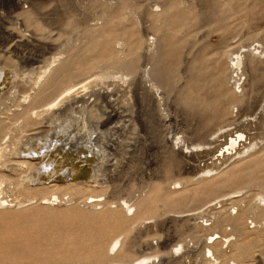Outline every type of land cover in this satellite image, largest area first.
Segmentation results:
<instances>
[{
  "label": "rangeland",
  "instance_id": "374dc122",
  "mask_svg": "<svg viewBox=\"0 0 264 264\" xmlns=\"http://www.w3.org/2000/svg\"><path fill=\"white\" fill-rule=\"evenodd\" d=\"M0 48V264H264V0H0ZM53 55L87 72L76 79L86 91L109 95L50 109L44 99L25 125L36 66ZM237 55L239 88L227 80ZM113 107L122 117L100 125ZM55 114L72 115V129L57 134ZM227 125L256 145L227 154L212 141ZM36 146L41 158L28 153ZM193 158L214 170L183 169ZM50 160L53 174L38 170Z\"/></svg>",
  "mask_w": 264,
  "mask_h": 264
},
{
  "label": "bare ground",
  "instance_id": "6f19581e",
  "mask_svg": "<svg viewBox=\"0 0 264 264\" xmlns=\"http://www.w3.org/2000/svg\"><path fill=\"white\" fill-rule=\"evenodd\" d=\"M17 5V4H16ZM146 30V29H145ZM148 32V31H147ZM3 34V33H2ZM12 36V35H11ZM3 40V39H2ZM68 43V42H67ZM120 45V44H119ZM259 46H254L253 48H251L250 50H249V53H251V55H255L256 56V53L257 52H254V50L256 51V49L258 48ZM43 49V48H42ZM44 49H47V47L46 48H44ZM50 49V48H49ZM148 50V49H147ZM0 51H2V52H6L5 50L3 51V49H1L0 48ZM141 51V50H140ZM4 53H1V54H4ZM6 54V53H5ZM35 54V53H34ZM43 54V53H42ZM61 54V53H60ZM36 55H38V54H36ZM140 55V54H139ZM262 55V54H261ZM39 56V55H38ZM60 56V55H59ZM149 56H150V54H149ZM252 56V57H253ZM114 57V56H113ZM262 57V56H261ZM72 58V57H71ZM115 58V57H114ZM155 58V57H154ZM232 58V57H231ZM249 58V57H248ZM21 59V58H20ZM60 57H58V56H56V55H53L52 57H50L49 59H47V61L45 62V63H43V61H42V63L44 64V65H37L36 67L38 68V76H37V80H36V83H35V85H34V87L32 86V90H33V97H32V100H31V102H30V105H29V107L27 108V109H25L23 112H21L20 114L22 115V118H23V115H25V118H26V123H25V125H29L32 121H31V118H30V116L31 115H33L32 113H31V111L33 110V105H36V104H38V103H40L41 101H44V99L46 100V99H49V101L48 102H44V105L45 106H47V108H44V109H50V108H53L54 106H56L58 103H63V102H68V100H70L69 101V103H71V104H75V103H78V102H80V101H82L83 99H86L87 98V96L90 94H94L95 96H97V97H103V98H107L108 97V93L110 92L109 90H107V89H105V90H103V91H99V92H97V93H93V90H91L92 92H88V91H86L87 90V88H86V86H87V84H89V83H85V82H82V83H80L79 81H76V79H78L79 77L81 78V77H84V76H86L87 75V72H85V71H83V70H81V71H79L78 69H79V67H77V65L75 64V63H67L66 62V60H62V59H60ZM119 59V58H118ZM139 59V58H138ZM144 59H146V58H144ZM256 59V58H255ZM258 59H261V58H259V56H258V58H257V60ZM114 60V59H113ZM134 60H136V59H134ZM133 60V61H134ZM232 60V71H231V74H230V76L227 78V80H228V83H230L231 84V86L233 87H235V88H239V81L241 80V74H240V72H239V70H240V66H241V64H242V57L240 56V55H237V56H235L234 58H232L231 59ZM248 60V59H247ZM252 61H253V59H251ZM261 60H263V59H261ZM71 61V60H70ZM98 61V60H97ZM115 61V60H114ZM249 61V60H248ZM3 62V61H2ZM19 62H22V63H24V64H26V65H34V64H38L39 62H41V61H39L36 57H25L24 56V58H22L21 59V61H19ZM106 62V61H105ZM136 62V61H135ZM4 63V62H3ZM22 63H20V64H22ZM131 63V62H130ZM143 63V62H142ZM252 63V62H251ZM72 64H75V66L73 67L72 66ZM125 64V63H124ZM5 65V64H4ZM111 65H114L113 66V68L114 69H118V70H121V69H127L128 70V72H131V73H135L136 71H137V68H138V64H131L130 66H125V65H122L121 63H118V62H116V63H114V64H111ZM127 65V64H126ZM7 66V65H6ZM99 66V65H98ZM34 67V66H33ZM32 67V68H33ZM35 67V68H36ZM85 67V66H84ZM112 67V66H111ZM110 67V68H111ZM255 67H256V63H254L253 62V64H251V71L252 70H254L255 69ZM24 68V67H23ZM34 68V69H35ZM242 68V67H241ZM3 67L1 66V61H0V77H1V75H2V71H3ZM84 69V68H83ZM154 69V68H153ZM109 70V69H108ZM104 71V72H101L98 76H97V78L98 79H100V80H103L104 78H107V77H112L113 75V73H112V71ZM152 70V69H151ZM139 71V72H138ZM138 71H137V73H141V76H142V73H146V72H148L147 70L145 71V70H143V69H138ZM143 71V72H142ZM35 72V71H34ZM149 72H150V70H149ZM115 73V72H114ZM156 73H158V71H156ZM242 73V72H241ZM253 73V72H252ZM151 74V73H150ZM112 75V76H111ZM123 75V74H122ZM119 77V76H118ZM144 77V76H143ZM139 79V78H138ZM143 79V78H142ZM75 80V81H74ZM145 80V79H144ZM144 80H142V81H144ZM34 81V80H33ZM89 82V81H88ZM31 83V82H30ZM33 83V84H34ZM139 83V82H138ZM229 84V85H230ZM102 85V84H101ZM37 89H36V88ZM145 88V87H144ZM153 88V87H152ZM229 88H231V87H229ZM36 89V90H35ZM234 89V88H233ZM232 89V90H233ZM102 90V89H101ZM117 90V89H116ZM235 90V89H234ZM140 91V90H139ZM75 93V94H74ZM71 94H73L72 96V98L70 97V99H68L67 98V96H71ZM111 94V93H110ZM139 94V93H138ZM89 95V96H90ZM32 96V95H31ZM91 96H93V95H91ZM25 97H30V95H27V96H25ZM94 97V96H93ZM65 99V100H64ZM68 99V100H67ZM15 100V99H14ZM111 100V99H110ZM262 100H264V99H262ZM86 101H87V99H86ZM85 101V102H86ZM115 101V100H114ZM84 102V103H85ZM256 102V101H255ZM68 104V103H67ZM80 104V103H79ZM78 104V105H79ZM31 105H32V108H30L31 107ZM77 105V106H78ZM74 106V105H73ZM72 106V107H73ZM112 107V106H111ZM63 108V107H62ZM66 108V107H65ZM58 109V108H57ZM103 109V108H102ZM120 109V108H119ZM36 110H38V109H36ZM33 112V111H32ZM34 112H35V109H34ZM54 112V111H53ZM37 113V112H36ZM35 113V114H36ZM48 113V112H47ZM122 112H120L119 110H117L116 108H112V110H109L108 112H107V117H106V120L104 121V122H102V124H100V125H106V124H108V123H110V122H112L113 120H115L116 118H118V117H122V114H121ZM56 114H58V112L56 113ZM55 114V115H56ZM65 114V113H64ZM37 115V114H36ZM39 115H40V113H39ZM53 116V118H54V129L56 128L58 131H56V133L58 134L59 132H66V131H68L69 129H72V127L74 126V124H73V122H72V120H74L75 118L72 116V115H67V116H65V117H62L61 119H60V117H57V115L56 116ZM59 115V114H58ZM38 116V115H37ZM36 116V117H37ZM47 116V115H46ZM51 116V115H50ZM39 117V116H38ZM89 117V116H88ZM43 118V117H42ZM52 118V117H51ZM50 118V119H51ZM252 118H246V120H251ZM42 120H44V119H42ZM59 121L58 123H56L55 121ZM253 120V119H252ZM242 121V120H241ZM2 122V121H1ZM3 123V122H2ZM47 123V122H46ZM4 124V123H3ZM44 124V123H43ZM45 125V124H44ZM43 125V126H44ZM47 125V124H46ZM78 125V124H77ZM50 126V125H49ZM236 127H230L229 125H227V126H224V127H222V128H219L218 129V131H219V134L218 135H216L213 139L214 140H212L214 143L216 142L217 143V145L219 146L220 145V147H222L223 145H227L226 146V148H225V151H228L229 150V152L227 153V154H229V153H232V151L231 150H235L234 152L236 153V155L237 154H242V152H244V151H242V150H244V148L246 147V149L247 150H249L250 148H252V147H254V145H256V143H248L249 145H246V143H243L242 141H245V139H243V137H244V135L241 133V132H239L237 129L236 130H234ZM238 128V127H237ZM27 129V128H26ZM30 129V128H29ZM74 129H77V132H80V133H82L81 135H83V137H84V141L85 142H88V143H90V136L87 134V132L88 131H86L87 129H86V125L85 124H81V123H79V125L77 126V127H74ZM28 130V129H27ZM4 131H6V129H5V127H0V139L2 138V135L3 136H5L4 135ZM43 131H45V130H43ZM217 131V132H218ZM217 132H215V133H217ZM39 134V132H32V133H28V139H32L33 140V136L35 135V134ZM41 133V132H40ZM45 133V132H44ZM44 133H41V134H43V136H44ZM183 133V132H182ZM6 134H8L7 132H6ZM86 135H88V136H86ZM26 137V136H25ZM40 136H38V138H39ZM45 137V136H44ZM47 137V136H46ZM213 137V136H212ZM42 138V137H41ZM223 138V139H222ZM35 140H36V138H35ZM34 140V141H35ZM42 140V139H41ZM40 140V141H41ZM210 140H211V138H210ZM39 141V140H38ZM56 141V140H55ZM97 141H98V139H97ZM208 142V141H207ZM223 142V143H222ZM240 142H242V143H240ZM38 143H40V142H38ZM44 143V142H43ZM54 144H55V142H54ZM184 144V143H183ZM28 145V144H27ZM34 146V145H33ZM94 146V145H93ZM95 146H96V142H95ZM98 147H100V145H97ZM199 146V145H198ZM217 146V147H218ZM2 147V146H1ZM0 147V156L2 155V149L3 148H1ZM17 147V146H16ZM182 147V146H181ZM215 147H216V145H215ZM219 147V148H220ZM29 148V147H28ZM52 148V147H51ZM93 148V147H92ZM187 148V147H186ZM189 148V147H188ZM219 148H218V150H219ZM40 149V148H39ZM101 151H102V149H104V148H102L101 149V147L99 148ZM210 149V148H209ZM24 150H26V149H24ZM213 150V149H212ZM14 151H16V150H14ZM190 151V150H189ZM189 151H188V149H183L181 152L183 153V155L184 156H189L190 154H189ZM195 151V150H194ZM216 151V150H215ZM178 152V151H177ZM180 152V153H181ZM222 152V150H220V152L218 151V153H215V154H212V156H210V157H208V158H204L205 160H207V159H210V162L211 163H213L214 161H216L215 159H218L220 156H221V153ZM28 153L30 154V157H32V156H35V157H42V155L44 156L45 155V151L44 152H42V154L41 153H39L38 152V146H36V147H34V148H30L29 150H28ZM212 153V152H211ZM224 153V152H223ZM195 154V153H194ZM206 154V153H205ZM204 154V155H205ZM17 155V154H16ZM207 155V154H206ZM183 156V157H184ZM203 156V155H202ZM29 157V158H30ZM40 157V158H41ZM199 157H201V156H199ZM204 157V156H203ZM34 158V157H33ZM39 158V159H40ZM103 159H105V158H103ZM190 159V158H189ZM220 159V158H219ZM26 160V159H25ZM169 160V159H168ZM108 161V160H107ZM194 161H197V160H195V158H193L191 161H184V164H183V169H185V170H189V169H192V170H194V172H200V173H204V172H211V171H213L214 169H206L209 165H208V162H207V164H206V167H201L199 164H196ZM42 162V161H41ZM15 163H17V162H15ZM54 163L55 162H52L51 160L50 161H45L43 164H42V168H39L38 170L40 171V169H45V171H46V173L45 174H47V175H49V173H54L55 171H56V169L53 167L54 166ZM214 164H216V163H214ZM18 165H20V166H22L23 168H24V166H27L26 167V169L28 170L29 169V172L31 171V164L30 163H28L27 161H21L20 163H18ZM211 166H213V165H211ZM49 168H52V169H50L51 171L49 172L48 171V169ZM33 171V170H32ZM199 173V174H200ZM37 176L35 177V176H32V174L31 175H28V174H26V178H27V180H32L33 181V177H35V179H37V180H39V178H40V175H38V174H36ZM24 176V175H23ZM6 177V176H5ZM5 177L3 176V175H0V186L3 184V182H4V180H5ZM3 181V182H2ZM36 181V180H35ZM97 183V182H96ZM2 188V187H1ZM0 188V189H1ZM55 196V195H54ZM57 197V196H56ZM53 198V197H52ZM56 199V198H55ZM228 199H230V198H228ZM263 200H264V198H262ZM47 200H48V198H47ZM227 199H221V200H218V202H220V203H223L224 201H226ZM3 202H5V201H3ZM148 202V201H147ZM233 202V201H232ZM2 203V202H1ZM225 203V202H224ZM141 204V203H140ZM226 204V203H225ZM213 205H215V203L213 204ZM215 207V206H214ZM129 211V210H131V208H130V206H126V211ZM203 211V210H202ZM209 211V210H208ZM201 212V211H200ZM182 215V214H181ZM198 215V214H197ZM196 215L194 214V213H191V214H185V215H183V216H181V218H182V220H189V219H192V218H194ZM180 217V216H179ZM233 217V216H232ZM176 218L178 219V217L176 216ZM236 219V218H235ZM234 220V219H233ZM195 221V220H194ZM235 221V220H234ZM234 223V222H233ZM170 236H173V235H170ZM166 237L165 236V238L164 239H162V241H161V246L162 247H164V248H166V247H168V246H170V244L172 243V242H174L173 241V238L172 237ZM196 236V235H195ZM204 237V236H203ZM201 240V239H200ZM203 240V239H202ZM180 241V240H179ZM118 242H120L119 240H115L114 242H112V244L110 245V249L111 250H114L116 247H117V245H118ZM197 245V244H196ZM214 246H217V243H214ZM208 247V249L206 250V252L207 253H209V254H211V249H210V247L211 246H207ZM187 248V247H186ZM189 248V247H188ZM182 249V248H181ZM192 249V248H191ZM186 255V254H185ZM184 255V256H185ZM171 257V256H170ZM172 257H174L175 258V256H174V254H172ZM169 258V257H168ZM173 258V259H174ZM176 259V258H175ZM179 259V258H178ZM167 261H168V259H166ZM165 259H164V264H169L170 262L169 261H172L171 259H169V261L167 262ZM177 260V259H176ZM180 260V259H179ZM178 260V261H179ZM181 263V262H180ZM215 263H217V261H213L212 263H209V264H215ZM113 264H124V263H122V262H115V263H113ZM131 264H148V262H147V258L146 257H143V258H141V259H138V260H135L134 262H132Z\"/></svg>",
  "mask_w": 264,
  "mask_h": 264
}]
</instances>
